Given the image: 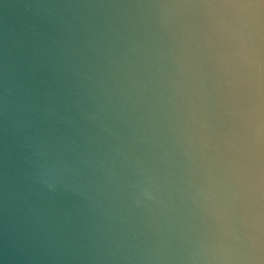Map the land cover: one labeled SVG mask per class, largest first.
I'll list each match as a JSON object with an SVG mask.
<instances>
[{"label":"clouds","instance_id":"9594fccd","mask_svg":"<svg viewBox=\"0 0 264 264\" xmlns=\"http://www.w3.org/2000/svg\"><path fill=\"white\" fill-rule=\"evenodd\" d=\"M0 256L264 264V0H0Z\"/></svg>","mask_w":264,"mask_h":264},{"label":"water","instance_id":"95a60500","mask_svg":"<svg viewBox=\"0 0 264 264\" xmlns=\"http://www.w3.org/2000/svg\"><path fill=\"white\" fill-rule=\"evenodd\" d=\"M10 2L11 0H4V4L6 5H9ZM3 11H4L5 16H7L10 11V8H4ZM0 260H3V264H12V262L6 257L0 256ZM45 264H47V262H45Z\"/></svg>","mask_w":264,"mask_h":264}]
</instances>
